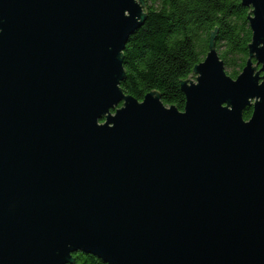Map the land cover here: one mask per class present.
I'll return each instance as SVG.
<instances>
[{
	"label": "water",
	"instance_id": "1",
	"mask_svg": "<svg viewBox=\"0 0 264 264\" xmlns=\"http://www.w3.org/2000/svg\"><path fill=\"white\" fill-rule=\"evenodd\" d=\"M242 4L245 67L215 29L180 110L121 87L146 0H0V264H264V0Z\"/></svg>",
	"mask_w": 264,
	"mask_h": 264
},
{
	"label": "trees",
	"instance_id": "2",
	"mask_svg": "<svg viewBox=\"0 0 264 264\" xmlns=\"http://www.w3.org/2000/svg\"><path fill=\"white\" fill-rule=\"evenodd\" d=\"M148 18L128 39L124 49L126 77L121 87L142 101L159 91L162 101L180 110L186 106L181 81L188 79L208 51L218 29L216 48L226 71L236 78L249 58L251 7L242 0H146ZM253 108L244 118L249 120ZM73 264H106L96 255L77 251Z\"/></svg>",
	"mask_w": 264,
	"mask_h": 264
}]
</instances>
